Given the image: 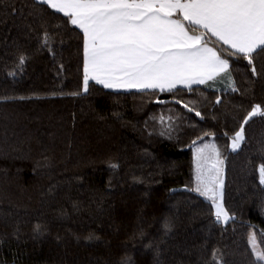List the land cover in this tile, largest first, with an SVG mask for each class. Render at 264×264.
I'll list each match as a JSON object with an SVG mask.
<instances>
[{
	"label": "trees",
	"instance_id": "obj_1",
	"mask_svg": "<svg viewBox=\"0 0 264 264\" xmlns=\"http://www.w3.org/2000/svg\"><path fill=\"white\" fill-rule=\"evenodd\" d=\"M226 58L236 91L221 76L191 91L84 92L82 33L36 0H0V264H156L157 251L159 264H215L214 250L222 264H253L264 116L229 145L253 106L264 110V53L255 76ZM210 139L234 218L223 225L187 186L192 141Z\"/></svg>",
	"mask_w": 264,
	"mask_h": 264
},
{
	"label": "snow or ice",
	"instance_id": "obj_2",
	"mask_svg": "<svg viewBox=\"0 0 264 264\" xmlns=\"http://www.w3.org/2000/svg\"><path fill=\"white\" fill-rule=\"evenodd\" d=\"M36 4L61 14L83 34L84 92L89 91L90 81L112 90L171 92L182 86L191 91L193 85H206L221 76L236 91L226 57L247 61L255 76V57L264 53V0H36ZM43 46H48L47 32ZM25 62L20 56L19 65ZM184 107L188 112L195 110L187 104ZM196 115L201 113L196 111ZM257 115L264 116L259 105L253 106L231 138L233 152L245 139L244 125ZM170 131L161 135L171 138ZM191 147L194 187L189 191L210 201L216 222L227 224L234 218L222 202L220 152L211 142L197 145L193 140ZM259 173L264 186V166ZM39 230L37 225L35 231ZM249 247L253 264H264V247L254 232L249 233ZM158 256L157 251L156 264ZM212 260L222 264L215 250Z\"/></svg>",
	"mask_w": 264,
	"mask_h": 264
},
{
	"label": "rangeland",
	"instance_id": "obj_3",
	"mask_svg": "<svg viewBox=\"0 0 264 264\" xmlns=\"http://www.w3.org/2000/svg\"><path fill=\"white\" fill-rule=\"evenodd\" d=\"M211 142L212 143V140L210 139L209 141H206V142H203V143H209ZM229 148L230 150L232 151L231 149V142H230V145H229ZM191 164H192V167H191V171H190V176H191V180H190V183L187 185L188 186V189H191L194 187V167H193V150H192V153H191ZM194 192V191H193ZM196 193V192H195ZM197 194V193H196ZM202 197V196H201ZM204 198V197H203ZM205 199V198H204ZM210 202V201H209Z\"/></svg>",
	"mask_w": 264,
	"mask_h": 264
},
{
	"label": "crops",
	"instance_id": "obj_4",
	"mask_svg": "<svg viewBox=\"0 0 264 264\" xmlns=\"http://www.w3.org/2000/svg\"><path fill=\"white\" fill-rule=\"evenodd\" d=\"M79 30V29H78ZM82 37H83V34H82ZM221 77H217V79L215 80V81H217V80H219ZM91 82V81H90ZM94 83V82H93ZM213 82L212 81H209L208 83H207V85L208 84H212ZM222 84V83H221ZM100 86V85H99ZM193 86H199V85H193ZM102 87V86H101ZM177 88H184V87H182V86H177ZM107 90H110V91H114V92H129V91H137V90H135V89H129V90H112V89H107ZM146 91H148V90H146Z\"/></svg>",
	"mask_w": 264,
	"mask_h": 264
}]
</instances>
